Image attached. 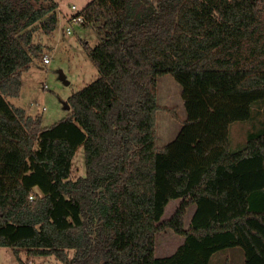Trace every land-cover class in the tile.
Instances as JSON below:
<instances>
[{
	"label": "trees",
	"instance_id": "trees-1",
	"mask_svg": "<svg viewBox=\"0 0 264 264\" xmlns=\"http://www.w3.org/2000/svg\"><path fill=\"white\" fill-rule=\"evenodd\" d=\"M41 1L0 0V247L19 264V249L61 264H218L238 249L264 264V0L89 1L77 14L98 24L100 42L85 44L98 75L48 127L7 100L41 52L36 24L51 34L58 22ZM166 74L186 117L157 148ZM236 122L246 138L232 148ZM80 147L85 173L71 179ZM166 229L183 241L158 257Z\"/></svg>",
	"mask_w": 264,
	"mask_h": 264
},
{
	"label": "rangeland",
	"instance_id": "rangeland-1",
	"mask_svg": "<svg viewBox=\"0 0 264 264\" xmlns=\"http://www.w3.org/2000/svg\"><path fill=\"white\" fill-rule=\"evenodd\" d=\"M50 0H42L41 4H48ZM57 4L56 14L59 19L51 34H45L39 24L35 26L33 43H39L41 52L37 57H32L27 69L20 73L19 92L7 100L15 107L24 109L26 115L41 118V126L48 127L66 117L69 95L82 89L94 80L98 73L92 61L86 55L85 44L94 47L100 42V35L95 25L68 23L67 18L80 11L91 0H53ZM157 1V0H152ZM71 29V34L65 33V28ZM43 56H49V64H43ZM68 82L65 84L61 79ZM157 101L161 110L156 113V147L161 148L173 140L185 120L186 113L181 99L180 85L169 75H163L157 82ZM44 108V110L42 109ZM164 109H173L176 113L172 116ZM246 123L236 122L230 126V145L238 148L246 138ZM84 153L82 147L78 148L72 159L70 178L75 179L84 175ZM179 204V200H170L164 208L162 220L169 219ZM190 206L185 216L184 227H187L189 218L194 211ZM181 244V237L166 229L156 234L155 255L167 256ZM73 253L72 251H70ZM235 249H227L226 253L219 252L214 257L215 261L220 255L224 256L219 262L226 264L227 258H235ZM19 258L28 264H61L53 256H30L23 249L18 250ZM227 255V258L225 257ZM221 256V258H222ZM0 264H19L12 249L0 247Z\"/></svg>",
	"mask_w": 264,
	"mask_h": 264
},
{
	"label": "built area",
	"instance_id": "built-area-1",
	"mask_svg": "<svg viewBox=\"0 0 264 264\" xmlns=\"http://www.w3.org/2000/svg\"><path fill=\"white\" fill-rule=\"evenodd\" d=\"M71 10L72 11H74V14L73 15H71V16H69L68 18H67V21L66 22H68V23H70V24H72V23H75V24H82V23H84V19H83V17L81 16V15H78L77 13H78V11H76L75 12V6H71ZM65 33L66 34H71V29L67 26L66 28H65ZM42 62H43V64H49V62H50V57L49 56H43V58H42ZM43 110H44V108H42Z\"/></svg>",
	"mask_w": 264,
	"mask_h": 264
},
{
	"label": "crops",
	"instance_id": "crops-1",
	"mask_svg": "<svg viewBox=\"0 0 264 264\" xmlns=\"http://www.w3.org/2000/svg\"><path fill=\"white\" fill-rule=\"evenodd\" d=\"M182 241H183V238H181V243H182ZM233 254L235 255V258L228 259L227 255L225 256L227 258L226 264H243V256L240 253V251L238 249H235V252H233ZM221 256L222 255H220L215 261L217 262V261H220L221 259H223L224 256H222V258H221ZM218 264H220V262H218Z\"/></svg>",
	"mask_w": 264,
	"mask_h": 264
},
{
	"label": "water",
	"instance_id": "water-1",
	"mask_svg": "<svg viewBox=\"0 0 264 264\" xmlns=\"http://www.w3.org/2000/svg\"><path fill=\"white\" fill-rule=\"evenodd\" d=\"M251 1H253V0H251ZM61 79L64 80V76L63 75H61ZM64 82H65V84H68L67 81L64 80ZM64 107H65V109H69V106L67 104H64Z\"/></svg>",
	"mask_w": 264,
	"mask_h": 264
}]
</instances>
